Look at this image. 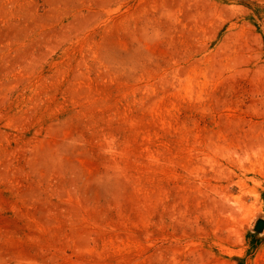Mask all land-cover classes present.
Masks as SVG:
<instances>
[{"label":"rangeland","instance_id":"obj_1","mask_svg":"<svg viewBox=\"0 0 264 264\" xmlns=\"http://www.w3.org/2000/svg\"><path fill=\"white\" fill-rule=\"evenodd\" d=\"M0 264H264V0H0Z\"/></svg>","mask_w":264,"mask_h":264},{"label":"water","instance_id":"obj_2","mask_svg":"<svg viewBox=\"0 0 264 264\" xmlns=\"http://www.w3.org/2000/svg\"><path fill=\"white\" fill-rule=\"evenodd\" d=\"M262 225H263V222L259 221L258 224H257V227H261Z\"/></svg>","mask_w":264,"mask_h":264}]
</instances>
